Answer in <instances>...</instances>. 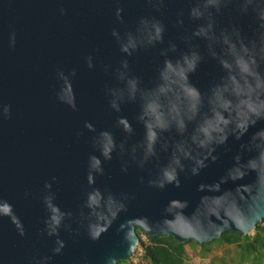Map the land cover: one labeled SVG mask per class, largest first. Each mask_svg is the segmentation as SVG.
I'll return each mask as SVG.
<instances>
[{"label":"water","instance_id":"obj_1","mask_svg":"<svg viewBox=\"0 0 264 264\" xmlns=\"http://www.w3.org/2000/svg\"><path fill=\"white\" fill-rule=\"evenodd\" d=\"M123 23L116 25L139 41V18L151 10L146 0H120ZM114 0H0V105H10L7 118L0 117V264H36L42 256H51L50 264H119L135 253L139 229L150 237L170 236L180 244L194 241L209 243L226 232L247 236L264 219V189L248 183H221L226 170L233 166L238 143L231 138L217 149L214 162H206L199 175H191L194 163L182 159L185 171L179 188L149 186L159 182L162 169L170 162L171 152L181 155L200 151L192 143L194 128L207 115L209 105L202 103L201 113L188 124L181 137L168 139L169 150H157L144 166H128L121 172L125 156L116 151L111 160H102V174H94L89 184V156L100 155L107 131L117 145L143 140L145 127L136 120L141 101L125 102L119 113L108 106L105 89L116 87L113 70L123 59L110 37ZM183 0H166L162 19L167 25L166 40H176L172 27ZM65 9L60 15L59 8ZM221 26L234 23L243 33L251 31L249 17L237 16L232 8L218 18ZM15 35V43L9 41ZM203 47L202 41H194ZM159 47H166L161 45ZM159 47L143 50L129 59L131 74L138 76L145 89L143 103L156 99V86L169 87L158 69L163 57ZM184 45H179V51ZM170 53V55H178ZM93 56L94 68L88 69L85 57ZM76 70L63 81L57 99L59 81L56 72ZM212 62L200 66L190 79L205 88L218 78ZM179 78L172 87H178ZM151 90V91H149ZM172 92L160 96V102L173 101ZM75 102L77 110L71 105ZM169 105L165 103V111ZM132 122L134 132L126 135L119 117ZM90 121L94 131L84 129ZM257 127H264L260 121ZM255 129H250L251 132ZM81 133L79 136L77 133ZM254 155L264 149V141H241ZM259 145L260 147H257ZM55 177L54 180L52 178ZM252 177H246L251 181ZM45 181L52 184L44 188ZM203 185V187H199ZM53 197V204L65 213L59 239L64 242L60 255L52 256L57 237L42 234L47 210L43 197ZM97 202L89 205L88 197ZM176 200L177 205L170 201ZM165 209H168L165 211ZM112 213H116L115 216ZM21 223L24 236L15 228ZM93 228H104L96 239Z\"/></svg>","mask_w":264,"mask_h":264},{"label":"clouds","instance_id":"obj_2","mask_svg":"<svg viewBox=\"0 0 264 264\" xmlns=\"http://www.w3.org/2000/svg\"><path fill=\"white\" fill-rule=\"evenodd\" d=\"M120 0L113 3V26L110 37L118 46L123 59L120 66L113 70V75L118 81L116 87L105 89L108 106L119 113L121 105L125 102L135 103L141 101L140 110L136 120L145 127L143 140L132 144H116L112 135L105 131L103 148L100 155L89 156V172L87 180L94 183V174H102V160H111L112 154L119 151L125 156L121 172H127L128 166L135 164L143 167L146 162L155 157L157 150L168 151V139L173 135L181 137L185 134L188 124L195 120L201 113L202 103L209 105L207 115H204L194 128L192 143L200 150L195 156L188 151L177 155L171 152L170 162L162 169L159 182L149 181V186L163 189L166 185L179 188L180 176L185 168L182 159H190L194 166L191 175L197 176L207 167L206 162H214L217 149L227 144L231 138L238 143V150L233 156V166L226 170V176L220 182L231 181L242 185L248 183L257 189H264V149L254 155L251 148H246L241 141L249 138V142L258 139L264 141V127H257L258 122L264 121V0H183L182 7L176 12L172 22L178 32L176 40H166L167 25L162 19V9L166 0H146L145 7L151 11L141 15L138 29L139 41H134L128 33H121L116 26L123 23V7ZM232 8L237 16L249 17L252 21L251 31L243 33L240 26L229 23L221 26L218 18L225 9ZM60 15L65 14L63 7L59 8ZM194 41H202L203 47ZM15 35L10 38L9 44L13 46ZM166 47H159L165 45ZM184 45V50L179 51V45ZM159 47V54L163 57L158 69L169 87L156 86V96L152 102L143 103L145 89L138 76L131 74L129 59L143 50L149 52ZM178 55H170L177 53ZM212 62L218 69V78H212L205 88H200L192 82L190 77L197 72L206 62ZM88 69L94 68L93 56L85 57ZM73 69L69 73L63 70L56 72L59 81L57 99L66 104L63 92V81L68 75H75ZM179 78L178 87H172ZM151 91V90H149ZM172 92L173 101L160 102V96ZM165 103L169 105L165 111ZM73 111L77 110L75 102L71 105ZM10 105H0V117L7 118ZM118 124L126 135L134 132L132 122L127 117H119ZM84 129L93 132L94 126L90 121L84 123ZM250 129H255L251 132ZM81 133H77L79 136ZM257 147H260L257 145ZM251 176V181L246 177ZM55 177L52 178L54 180ZM51 182L45 181L44 188L50 190ZM199 187H203L200 185ZM53 197L49 194L43 197V204L47 214L43 218L42 234L48 237H57L56 246L51 249L52 256L60 255L65 245L59 239L60 228L66 215L58 206L53 204ZM97 202L95 196L88 197L89 205ZM176 200L170 201L177 205ZM168 209H165L167 211ZM113 216L116 213H112ZM15 228L20 236H24L21 223L17 220ZM104 228H93L91 238L96 239ZM51 256H42L36 264H50Z\"/></svg>","mask_w":264,"mask_h":264},{"label":"rangeland","instance_id":"obj_3","mask_svg":"<svg viewBox=\"0 0 264 264\" xmlns=\"http://www.w3.org/2000/svg\"><path fill=\"white\" fill-rule=\"evenodd\" d=\"M259 228L247 236L227 232L219 238L198 244L189 241L181 245V253L177 255L170 241L161 238L158 245L167 248L166 256H178L179 264H264V219L258 224ZM138 246L134 255L119 264H152L146 250L152 246L150 236L137 229ZM170 237V236H157Z\"/></svg>","mask_w":264,"mask_h":264},{"label":"trees","instance_id":"obj_4","mask_svg":"<svg viewBox=\"0 0 264 264\" xmlns=\"http://www.w3.org/2000/svg\"><path fill=\"white\" fill-rule=\"evenodd\" d=\"M259 226H256V229H258ZM137 231V230H136ZM227 233V232H226ZM226 233L222 234L225 235ZM234 233V232H232ZM161 238H166L170 241L172 244V247L175 248L177 255H180L181 253V245L172 237H150V240L152 241V246L147 248L146 253L147 256L150 258L152 264H179V258L178 256H174L172 259L168 258L166 256L167 248H164L158 243H161Z\"/></svg>","mask_w":264,"mask_h":264}]
</instances>
